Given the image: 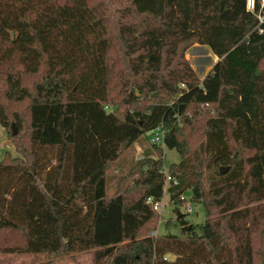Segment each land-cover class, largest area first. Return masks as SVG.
Returning <instances> with one entry per match:
<instances>
[{"label":"trees","instance_id":"16d2710c","mask_svg":"<svg viewBox=\"0 0 264 264\" xmlns=\"http://www.w3.org/2000/svg\"><path fill=\"white\" fill-rule=\"evenodd\" d=\"M114 1L0 0V96L28 102L29 143L0 163V239H10L0 255L92 250L94 264H264V22L246 0ZM112 9L134 72L136 92L123 105L110 99ZM191 42L219 57L203 78L183 54ZM137 92L156 100L135 106ZM199 105L213 111L193 145L182 125L197 127L189 111ZM14 121L22 124L17 113ZM9 124L0 101V125ZM157 126L182 155L170 165L179 181L170 200L178 209L190 189L206 210L202 225L181 212L179 234H153L160 215L147 202L165 192L164 146L138 159L132 186L107 193L110 164ZM39 148L53 158L40 162Z\"/></svg>","mask_w":264,"mask_h":264},{"label":"rangeland","instance_id":"374dc122","mask_svg":"<svg viewBox=\"0 0 264 264\" xmlns=\"http://www.w3.org/2000/svg\"><path fill=\"white\" fill-rule=\"evenodd\" d=\"M100 0H95V2ZM112 1V0H111ZM114 1V0H113ZM115 6H120V1L115 0ZM120 6V7H124ZM118 9H112L109 11V17L107 21V28L109 30V36L112 41V47L109 52V67L111 89H110V99L112 102L123 105V101L127 98L128 93L136 92L135 87L131 85V80L134 75L128 67L127 56L123 50L122 44L118 38L117 30V20H118ZM183 54L186 59H188L191 65L194 67L200 78L206 75V72L214 64V56L210 47L207 45H202L197 42H191L186 45ZM137 77V76H136ZM141 77V76H138ZM142 77H146L143 74ZM37 79L38 76H26V81ZM139 96L138 100L134 103L137 106L139 103L141 106L148 104L151 100H156L152 95L148 94L145 98L141 96V93L137 92ZM0 101L5 104L8 114L10 124L7 126L0 125V163L1 162H12L14 158H19L18 145L22 144L28 147V112L26 109L27 101L16 102L8 101L3 95L0 96ZM139 106V105H138ZM113 108V107H112ZM122 107L120 110H123ZM194 117H197V122L192 117V120L197 124L196 128L183 126V137L186 138L193 145H197L203 139V128L201 120L207 117L206 113L212 112L213 108L209 106H196L192 108L189 112H193ZM202 112L201 114H199ZM204 112V113H203ZM17 113L18 117L21 118L22 124L18 126L14 121V114ZM15 124V129L17 130V135L12 136L13 127ZM163 150V160L164 169L169 171L170 165L177 163L181 160L182 155L177 149H170L167 146L162 148ZM159 147L151 142L150 132L143 134L134 145L127 149L123 153L122 159L117 162L110 164L107 170V193L112 195L117 192L122 186L130 185L134 183V179L140 174V166L138 165V159L140 154L146 156L150 154L153 156H158ZM54 151L47 148L38 149V157L40 162H46V160L53 158ZM54 160L52 159V162ZM19 185V184H17ZM183 196L186 198L182 204L176 207L175 200H170L168 192H164L163 198L160 201L162 208L158 211L160 215V220L157 223L156 231L153 234L162 235L166 233L179 234L180 233V223L177 219L178 210L186 215V220L190 223L196 225H202L206 221V210L204 204L201 202L192 201V191L190 189L184 191ZM191 202L192 211L188 212L185 203ZM264 232L261 233V237ZM18 237V235H16ZM8 242L9 238H1L0 242ZM264 241V236H263ZM261 248L264 252V245L261 242ZM169 259H174V255H167ZM0 258L3 260L2 264H94L92 250L80 251L69 255H63L58 257H52L47 253H2Z\"/></svg>","mask_w":264,"mask_h":264},{"label":"built area","instance_id":"2783aa9c","mask_svg":"<svg viewBox=\"0 0 264 264\" xmlns=\"http://www.w3.org/2000/svg\"><path fill=\"white\" fill-rule=\"evenodd\" d=\"M259 5V6H258ZM246 7L249 11L256 14L260 24L264 22V0H246ZM259 32H263V28L259 26ZM165 133L162 128V126H157L155 129H153L150 132V139L153 144H158L161 146H165ZM142 157L141 154L139 158ZM165 191H167L171 186L177 185L179 183L176 176L172 175L169 171H165ZM181 198L185 201V197L183 194L181 195ZM147 202L153 205V208L157 211H160L162 208V205L160 204V201H155L152 196H149L147 198ZM186 207V210L188 212L192 211V204L191 202H187L184 205Z\"/></svg>","mask_w":264,"mask_h":264},{"label":"water","instance_id":"95a60500","mask_svg":"<svg viewBox=\"0 0 264 264\" xmlns=\"http://www.w3.org/2000/svg\"><path fill=\"white\" fill-rule=\"evenodd\" d=\"M12 127H13V135H16L17 130L15 129V124H13ZM227 170H228L227 167H224V168L222 167V168H220V173H225ZM180 214H181V212L178 210L177 216H180Z\"/></svg>","mask_w":264,"mask_h":264},{"label":"crops","instance_id":"0c3cea01","mask_svg":"<svg viewBox=\"0 0 264 264\" xmlns=\"http://www.w3.org/2000/svg\"><path fill=\"white\" fill-rule=\"evenodd\" d=\"M213 56H214V60H213V62L216 63V62L219 60V57H218L217 55H215V54H213ZM211 68H212V67H211ZM211 68H209V70H210ZM209 70H208V71H209ZM208 71H207V72H208ZM207 72H206V73H207Z\"/></svg>","mask_w":264,"mask_h":264}]
</instances>
